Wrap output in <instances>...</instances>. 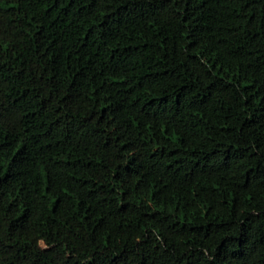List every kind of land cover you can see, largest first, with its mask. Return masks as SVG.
I'll return each mask as SVG.
<instances>
[{
	"label": "trees",
	"instance_id": "1",
	"mask_svg": "<svg viewBox=\"0 0 264 264\" xmlns=\"http://www.w3.org/2000/svg\"><path fill=\"white\" fill-rule=\"evenodd\" d=\"M0 264H264V0H0Z\"/></svg>",
	"mask_w": 264,
	"mask_h": 264
}]
</instances>
